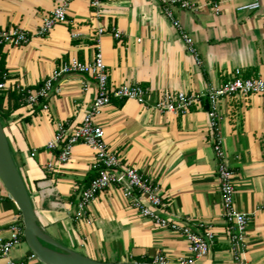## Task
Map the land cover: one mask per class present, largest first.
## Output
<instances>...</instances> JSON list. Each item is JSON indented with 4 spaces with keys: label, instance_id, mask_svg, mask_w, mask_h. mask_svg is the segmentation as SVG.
<instances>
[{
    "label": "crops",
    "instance_id": "obj_1",
    "mask_svg": "<svg viewBox=\"0 0 264 264\" xmlns=\"http://www.w3.org/2000/svg\"><path fill=\"white\" fill-rule=\"evenodd\" d=\"M102 1L101 8H95L91 0H71L66 21L38 36L56 0H0V29L23 28L33 34L25 46L3 48L1 65L9 90L0 110L40 225L58 243L98 261L148 262L163 254L169 264H177L188 253L180 234L142 217L117 187L98 194L87 214H79L80 194L96 176L95 155L77 144L70 161L60 165V150L47 144L59 124L69 132L80 126L96 95L95 80L69 74L61 79L60 94L35 105L21 102L18 87L40 88L71 58L92 61L100 39L110 85L137 84L150 92L145 105L113 99L104 107L98 122L106 142L126 166L159 185L165 216L213 229L216 240L209 255L194 264H234L222 218L207 101L179 115L162 113L157 104L166 91L203 95L225 84L236 69L245 77H264V0H191L200 7L198 12L176 8L196 40L201 65L158 0ZM255 1L261 4L258 10L240 9ZM220 114L228 164L235 172L236 205L250 217L247 257L250 264H264V95L224 97ZM15 223H23L22 214L0 180L4 239ZM31 254L23 237L10 257L21 262ZM8 262L0 256V264Z\"/></svg>",
    "mask_w": 264,
    "mask_h": 264
},
{
    "label": "built area",
    "instance_id": "obj_2",
    "mask_svg": "<svg viewBox=\"0 0 264 264\" xmlns=\"http://www.w3.org/2000/svg\"><path fill=\"white\" fill-rule=\"evenodd\" d=\"M56 1L57 4L54 10L44 18L42 25L37 30L36 34L38 36L48 35L57 24L66 21L71 0ZM158 2L162 6L164 15L185 43L188 52L194 57L196 64L201 65L202 60L196 40L176 15V8L198 12L200 7L191 0H158ZM102 4V0H91V5L95 8H101ZM260 7V2L255 1L240 9L258 10ZM99 33H103V30H100ZM114 36L121 38L122 34L115 31ZM32 37L33 34L23 28L0 29V92L3 94H6L9 90L8 74L1 65L3 48L5 46H25L31 42ZM69 74L90 76L96 82V95L85 112L80 126L69 132L63 124H59L55 137L48 142L47 147L60 150L58 159L60 165L70 161L73 148L77 144L86 145L95 155L93 170L96 176L80 194L77 204L79 214H87L91 202L98 194L117 187L129 201L130 206L142 217L151 220L159 228L169 229L180 234L187 241L188 253L180 256L177 264H194L208 256L216 240L213 229L205 223L193 225L190 221L165 216L162 211L165 204L159 185L137 168L126 166L119 155L112 151L106 142L105 130L98 122L104 107L109 105L113 99L119 101L134 100L141 105H145L148 103L150 92L137 84H124L119 87L110 85L100 39H98L97 50L92 61L82 62L77 58H71L63 61L40 88L18 87L17 91L21 95V102L35 105L49 99L52 95L60 94L61 79ZM84 89L88 90V85H85ZM250 94L264 95V77H245L241 69H236L231 79L225 84L217 88L212 87L203 95L188 94L186 92L173 94L166 91L157 104V108L162 113L179 115L186 114L192 106L201 103L203 99H206L208 103L207 113L210 135L217 160L216 174L223 203L222 218L226 225L227 239L234 264H250L247 257V229L250 217L248 214L241 212L236 205V187L233 181L235 172L228 164L224 147V138L220 128V102L227 96H246ZM43 108L47 109L48 105L43 103ZM2 232L3 230L0 228V256L7 258L9 264L40 263L34 253L21 262L10 257L13 247L23 240V223H15L9 228L8 239L3 238ZM145 263L169 264V261L165 255L158 254Z\"/></svg>",
    "mask_w": 264,
    "mask_h": 264
},
{
    "label": "water",
    "instance_id": "obj_3",
    "mask_svg": "<svg viewBox=\"0 0 264 264\" xmlns=\"http://www.w3.org/2000/svg\"><path fill=\"white\" fill-rule=\"evenodd\" d=\"M208 109V103H206ZM0 180L17 204L23 219L24 238L43 264H148L145 262H104L69 249L52 239L40 225L26 182L16 164L0 118Z\"/></svg>",
    "mask_w": 264,
    "mask_h": 264
},
{
    "label": "trees",
    "instance_id": "obj_4",
    "mask_svg": "<svg viewBox=\"0 0 264 264\" xmlns=\"http://www.w3.org/2000/svg\"><path fill=\"white\" fill-rule=\"evenodd\" d=\"M4 99H5V95H4L2 92H0V107H1L2 103L4 102ZM0 118H1L2 123H3L4 116H3V114L1 113V110H0ZM3 126H4V125H3ZM20 213H21V212H20ZM24 240H25V238H24Z\"/></svg>",
    "mask_w": 264,
    "mask_h": 264
}]
</instances>
